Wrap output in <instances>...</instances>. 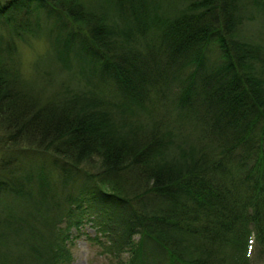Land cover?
I'll return each instance as SVG.
<instances>
[{"label":"trees","instance_id":"obj_1","mask_svg":"<svg viewBox=\"0 0 264 264\" xmlns=\"http://www.w3.org/2000/svg\"><path fill=\"white\" fill-rule=\"evenodd\" d=\"M27 37L47 43L31 80ZM0 130V264H73L85 223L114 264H244L243 225L264 253V0H0Z\"/></svg>","mask_w":264,"mask_h":264},{"label":"rangeland","instance_id":"obj_2","mask_svg":"<svg viewBox=\"0 0 264 264\" xmlns=\"http://www.w3.org/2000/svg\"><path fill=\"white\" fill-rule=\"evenodd\" d=\"M16 49H17L16 51L17 66L21 70L24 79L31 80L34 76L33 73L34 65L36 66L37 64L42 62V58L38 60L37 58L45 54L47 50V43L45 42V39L43 37L39 39L27 37L24 40L17 41ZM31 83L34 84L33 81ZM35 84L37 85V82H35ZM40 94H41L40 95L41 99L50 98L52 96V92L50 91L40 92ZM166 109L170 110V106L168 105ZM167 118L168 117L166 115V118H164L165 123L168 120ZM169 118L171 119V117ZM3 143L7 145L6 140L3 136V131L0 130V146L6 149V146H3ZM25 145L26 144L22 146V149L25 148ZM25 154L26 152H16L15 155L16 157H20L21 159H24ZM48 159L49 157L42 155L40 156L38 163L45 162ZM0 162H3L1 160V157H0ZM91 164L96 166L94 161H92ZM131 180L133 181L134 178H132ZM243 227H245L246 231L249 232L250 237L242 239L237 247V250L230 251L227 248V255L232 256L233 254L237 253L240 259L241 256L244 255L245 256L243 262L244 264H264V253L261 251L260 245L258 244L257 240L254 238L255 237L254 227H252L249 224L243 225ZM97 231H98V225H91L89 223H85L82 226L80 232L75 234L73 245L71 246V251L73 255V264H114L115 263L116 259L111 258V256H109L110 253L106 250V246L109 245L108 242L104 238H102ZM231 238L232 237L229 235L230 240ZM230 240L228 241V246L231 247Z\"/></svg>","mask_w":264,"mask_h":264}]
</instances>
